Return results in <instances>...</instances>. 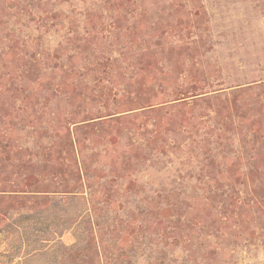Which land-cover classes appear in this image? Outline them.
I'll use <instances>...</instances> for the list:
<instances>
[{
    "label": "rangeland",
    "instance_id": "1",
    "mask_svg": "<svg viewBox=\"0 0 264 264\" xmlns=\"http://www.w3.org/2000/svg\"><path fill=\"white\" fill-rule=\"evenodd\" d=\"M0 264H264V0H0Z\"/></svg>",
    "mask_w": 264,
    "mask_h": 264
},
{
    "label": "trees",
    "instance_id": "2",
    "mask_svg": "<svg viewBox=\"0 0 264 264\" xmlns=\"http://www.w3.org/2000/svg\"><path fill=\"white\" fill-rule=\"evenodd\" d=\"M7 195V194H6Z\"/></svg>",
    "mask_w": 264,
    "mask_h": 264
}]
</instances>
